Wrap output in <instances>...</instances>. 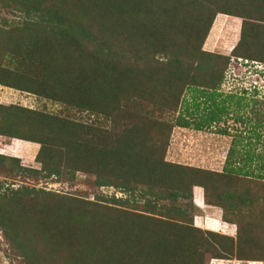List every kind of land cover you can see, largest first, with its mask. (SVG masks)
<instances>
[{
	"label": "rangeland",
	"instance_id": "374dc122",
	"mask_svg": "<svg viewBox=\"0 0 264 264\" xmlns=\"http://www.w3.org/2000/svg\"><path fill=\"white\" fill-rule=\"evenodd\" d=\"M21 19L20 12L14 10V4L11 1L0 0V25L4 23L5 29L8 31V33L1 32L3 38H0V128L3 129L7 126L11 131L13 128L17 129V133L21 135H33L35 129L37 131L41 129L39 126L41 123L46 130H50L45 126V120L55 118L86 125L88 130L99 128L104 131V135L109 137V141H114V134L119 132L123 125L137 127L147 125L145 128L150 131V136L157 137L159 125L162 122L171 125L163 154L164 161L213 171V174L221 172L225 164L230 163V167H239L245 163L254 173L262 172L264 177V171L258 170L262 166V162L264 169V83L256 91L253 89L244 90L246 94L242 90H238L255 80L254 75L248 76L243 72V68L253 70V64L250 62L239 64L235 60L231 62L232 57L229 56L232 55L230 51L239 38L240 18H238L239 27L236 41L229 51L226 47L230 44L228 40L232 35L230 25L237 19L228 18L230 21H227L223 15L215 14L213 16L206 36L200 45L201 50L217 57L208 58H213L217 63L215 68L222 78L225 74V70H223L225 63L229 62L232 69V72L227 74L228 78L223 80L222 87L218 88L223 90V94L220 93L213 97L215 103L223 102L227 110L226 114L223 113V120L216 121L214 124L210 123L212 128L208 127L206 122H202L204 114L207 112L208 102L200 92H192L188 86L189 84L201 85L206 81H212L211 76L214 74H209V69L194 73L195 77L187 80L188 85L181 87L175 110H164L161 113L156 111L158 96L155 98L152 96L156 88L151 89V82L147 83L146 79H142V77L136 81L135 87L143 99H138L136 102L130 103L122 99L114 108L100 110L102 112L98 113L66 103L61 100L63 97L60 89L62 84L58 86L61 81L55 80V76L51 73L57 71L58 75H61V79L63 78L65 71L62 66L65 59L62 58V54L66 53L71 56L69 61L74 65L76 73L80 72L81 75L83 67L78 66L79 60L77 56L75 57L74 50L67 47L64 41L55 40L50 48L56 55L53 60L59 62V67L54 68H51L52 65L46 68L38 58L36 60L25 58V54L28 53L25 37H31L37 42L34 44L38 45L41 43L38 40L41 34L33 35L34 31L32 30L18 29L15 25L21 22ZM216 19L217 21H215ZM220 19H224V21H219ZM187 23L189 24V22ZM261 40L264 42V36ZM11 43L14 47H22L21 50L16 48L12 53L17 59L13 62L9 60L8 54L3 55V51ZM42 43L45 45L46 42ZM263 48H261L262 50L259 48H250L247 51L238 50L239 54L237 55L258 60L260 58L257 57H264ZM40 52L42 53V51ZM158 57L160 61H163V57ZM260 66L264 67V62ZM258 75L263 74L258 73ZM94 76L85 77L82 80L92 81L99 77L96 73ZM233 76L236 80H230L231 83H229V79ZM55 81H57L56 84ZM258 84L257 82L256 86ZM121 86L127 88L128 85L124 83ZM148 93L150 97H147ZM238 93L241 95H237ZM91 104L95 106L92 102ZM148 108L149 115L147 116L142 112ZM151 110L153 113H150ZM179 114L181 117H186L188 126L179 127L174 124ZM241 116L248 120L244 119L242 123H237L236 119ZM250 118L259 120L255 133L257 137L252 135L253 132L248 123ZM197 124L202 125L195 128L194 126ZM152 126L154 128H151ZM220 129L225 131L219 132ZM35 136L41 140L50 139V142L54 140L53 138L59 139L58 135L51 133L47 136L36 133ZM38 148V143L0 135V156L3 157L0 158V207L6 208V213L2 212L4 217H12L17 214L15 217L17 225L14 227L10 225V231L6 230V233L14 232L18 226V229L24 233L25 243L29 244L34 253L32 256L34 264H66L64 248L49 238L54 235V231L61 232L60 236H70L72 233L74 235L77 227L78 229L81 227V231L90 232L89 237L92 236L96 239L104 238L103 233L107 229L113 237L112 242L119 249V256L123 255L124 257L116 264H211V259L214 257H217L215 259H228L216 260L213 262L214 264H245V262L237 260L239 257L236 252L241 256H252L255 260H264V229L257 227V224L259 225L261 222L264 224V180L224 178V176L219 177L212 174L210 175L212 181L209 180L206 183V190L203 191L199 187L202 196L204 192V202L210 203L209 201H211V204L216 202L213 193L218 191L232 192L235 198L243 195L252 199L255 197L251 194H256L258 200L253 201L247 207L235 203L239 209L236 221L239 223L243 219L249 221L251 224L244 227L246 234L255 239L259 238L257 249L251 250L252 247L250 248L236 238V225L231 221L222 219L221 222L219 221L225 227L226 233L231 236V240L205 231L208 229L215 231L214 227L209 224L205 226L208 221L213 223L205 218V214L213 215L220 212L226 218L229 217V220L233 218L221 209L208 208L204 205L203 208L196 207L192 202L193 186L189 200L178 199L176 202L180 208L188 205L185 219L178 221L179 219L174 216L159 217L143 210L141 205L144 199L139 198L137 192H123L113 186H96L93 183L94 174L80 170H76L73 175H70L63 167L64 162L66 159L71 160L78 153L70 154L69 157L64 158L62 155L64 147L62 146L51 145L41 154L42 161L58 164L61 168L58 176H47L40 170L41 163L35 159ZM89 148L91 145L85 149L88 153L92 152V149ZM106 148L102 144L100 151L90 153L87 158L89 160H82L78 165L85 168H92L94 164L102 166L101 159H105L107 155ZM230 149H237L242 153H229ZM243 151H247L248 154ZM247 156L250 157V162L244 160ZM14 157L18 162L12 159ZM227 159L228 163H225ZM233 161L235 162L233 163ZM113 163L110 160L107 167L115 169ZM17 165L23 168L19 169ZM34 170L37 172H33ZM214 178H217V181ZM213 183L215 189L212 187ZM17 189L22 192L20 196L12 194ZM116 198L127 199L128 202L125 205L118 204L113 201ZM235 198L232 200L235 201ZM148 199L155 204L168 205L171 203L170 200H158L152 197ZM53 218H58L59 224L54 226ZM195 219L203 222V229L193 230L189 235L180 233L183 227H194L192 223ZM82 222L83 224H81ZM3 231L1 228L0 264H28L27 260L17 252L16 247L7 240ZM219 231L222 232V229ZM242 231L243 229H240L241 234ZM245 237L246 235H241L242 240ZM73 241H78L76 236H73ZM225 245H230L229 250L224 249ZM105 264L112 263L105 260Z\"/></svg>",
	"mask_w": 264,
	"mask_h": 264
},
{
	"label": "trees",
	"instance_id": "16d2710c",
	"mask_svg": "<svg viewBox=\"0 0 264 264\" xmlns=\"http://www.w3.org/2000/svg\"><path fill=\"white\" fill-rule=\"evenodd\" d=\"M6 1H11L14 4V10L21 14V22L15 25L18 29L32 30L34 31L33 35L41 34L38 38L41 43L38 45L34 44L37 42L31 37H25V44L28 46V53L25 54V58L29 57L33 60L38 58L46 68L49 65L54 68L59 67V62L53 60L56 55H54L53 49L50 48L55 40L64 41L67 47L74 50L75 57L77 56L79 60L78 66L83 67V73L81 75L80 72L76 73L74 65L69 61L71 56L64 53L62 54V58L65 59L62 66L65 71L63 78L61 79V75L59 76L57 71L51 74L55 76V80L61 81L60 84L58 83V86L62 84L60 87L63 96L61 100L95 113L111 107L114 108L119 104L118 101L122 99L130 103L143 99L139 96L141 93L135 87L136 81L140 77L145 78L147 83L151 82V89L156 88L152 95L153 98L158 96V103H155L156 111L161 113L164 110H175L181 87L188 85L187 80L195 77L194 73L209 69V74H214L216 79L212 75V81H206L201 85L189 84L188 86L192 92L198 91L202 94V97L209 102L208 107L211 105L210 110L205 112L202 122L209 125L216 120V116L220 114L221 109L218 103H215L213 97L218 96L217 90L222 81V75L215 68L217 63L214 62V59L208 58L217 57L212 53L201 50L200 45L206 36L213 16L218 13L241 19L239 38L235 45L239 22L237 20L230 25V31L234 33V36L229 39L230 44L226 47L227 51L231 49V46H234L230 51L232 55L229 56L234 59L264 62V57H257L260 59L252 60L237 55L239 54L238 50L247 51L250 48L261 49L264 47V42L261 40L264 36V0ZM5 26L4 23L0 25V38H3L1 32L8 33ZM42 42L47 44L43 45ZM16 48L21 50L22 47H14L11 43L5 48L3 55L8 54L10 61H16L17 59L12 55ZM158 56L163 57V61H160ZM227 64L228 62L225 63L223 70L226 69ZM95 73L99 75L95 80H82L85 77H93ZM57 81H55V84ZM124 83L128 85L127 88H122L121 85ZM147 97H150L149 93ZM89 102L90 104H88ZM91 102L95 106H92ZM150 102L152 103V101ZM147 110L142 113L148 116L149 108ZM150 113H153V111L151 110ZM176 118L177 120L174 123L176 126H188L186 117H181L179 114ZM201 125L197 124L194 127L199 128ZM39 126L41 129L39 131L35 129L33 135H21L17 133V129L13 128L11 131L7 126L3 129L0 128V135H6L25 142L38 143L39 148L35 159L41 163L40 170L47 176H58L61 172L58 164L47 163L40 158L47 147L51 145L64 147L62 154L64 158L69 157L70 154L78 153L71 160L66 159L64 162L63 167L67 169L70 175H73L74 171L80 170L94 174L93 183L96 186H113L123 192H137V196L144 199L141 205L143 210L159 217L174 216L179 219L178 221L185 219L188 205L180 208L176 204L177 200H189L192 186L201 187L205 191L207 188L206 183L209 180L212 181L210 175L213 174V171L169 163L163 160L167 135L171 128V125L167 123H160L158 136L154 138L150 136V131L145 128L147 125L142 127L123 125L119 132L114 134V141H109V137L104 135V131L99 128L88 130L86 125L71 120L47 119L45 120V126L50 130H46L42 123ZM36 133L45 134L46 136L51 133L52 135H58L57 138L59 139L53 138L54 140L52 139L51 142L50 139L41 140L36 138ZM102 144L107 147V155L105 159H101L102 166L94 164L92 168H85L78 165L82 160H89L87 158L90 153L100 151ZM89 145H91L89 149H92V152L88 153L85 149ZM239 152L242 153L237 149L229 150V153L233 154ZM243 152L248 154L247 151ZM0 158L3 157L0 156ZM12 159L18 162L17 158ZM110 160L114 162L115 169L107 167ZM244 160L250 162V157L247 156ZM226 162L228 163V159ZM261 165L262 168L259 167L258 170L264 171L263 162ZM17 168L22 169L23 167L17 165ZM33 172L37 171L34 170ZM214 173L213 175L224 176V178L264 180L262 172L254 173L245 163L239 167H230V163L225 164L221 172ZM216 179L214 178L215 181H217ZM212 187L215 189L214 183ZM193 191V203L203 208L204 192L202 201L199 189L193 188ZM12 194L20 196L22 192L17 189ZM251 196L255 198L251 199L249 196L243 195L235 198L232 192L222 193L218 191L213 193L216 202L211 204L212 202L209 201L210 203L206 202V204L215 205L223 212L228 213L233 219L229 220V217L226 218L224 214H221L222 220L235 223L236 238L250 248L252 247L251 250H254L259 245V238L250 237L244 229L251 223L245 219L241 223L236 221L239 213L236 205L241 204L247 207L253 201L258 200L255 193ZM149 197L158 200H170L171 203L168 205L155 204L148 199ZM234 198L235 201L232 200ZM113 201L124 205L128 202L127 199L122 200L120 198ZM131 202L134 203L135 201ZM2 212L6 213V208L0 207V229L4 230L7 240L12 246L16 247L17 252L27 260L28 264H34L32 260L34 253L31 251L29 244L25 243L24 233L18 229V226L14 232H9L10 225L13 227L17 225L15 221L17 214L12 217H4ZM188 220L190 221V218ZM59 222L58 218H53L52 223H54V226ZM192 224L194 227H183L180 233L189 235L193 230L203 229V222H199L198 219H195ZM257 227L263 230L264 224L261 222L259 225L257 224ZM80 228L77 227V233L75 232L74 235L72 233L70 236H60L61 232L56 233L54 231V235L49 238L55 244L64 248L66 264H105V260L116 264L124 259L123 255L119 256V249L112 242L113 237L107 229L103 228L105 229L104 238L96 239L92 236L89 237L90 232L81 231ZM221 229L222 232L205 231L212 235H218L223 239L231 240V236L226 233L225 227L221 225ZM240 229H243L242 234L246 235L243 240L241 239ZM6 230L9 231L6 233ZM73 236H76L77 242L73 241ZM229 248L230 245L224 246L226 250H229ZM130 249L132 248L130 247ZM236 254L239 257L237 260L240 261L264 262V260H255L252 256H241L237 252ZM218 259L228 260L227 258Z\"/></svg>",
	"mask_w": 264,
	"mask_h": 264
},
{
	"label": "built area",
	"instance_id": "2783aa9c",
	"mask_svg": "<svg viewBox=\"0 0 264 264\" xmlns=\"http://www.w3.org/2000/svg\"><path fill=\"white\" fill-rule=\"evenodd\" d=\"M236 61L237 63H248V62H250V63H252L253 64V67H255V69L256 70H259L260 68L261 69H263L264 67H262V66H260L261 65V63H259V62H256V61H246V60H242V59H240V58H231L230 59V61L232 62V61ZM256 70H252L251 69V71L249 70V68H243V72L245 73V74H247L248 76L250 75H254L255 76V80H252V81H250V83L249 84H246L247 86L245 87L244 86V89L245 90H250V89H253V88H259L263 83H264V76L263 75H258V72H256ZM232 72V69L230 68V63L228 62V64H227V67H226V69H225V74H224V76H223V78H222V81H221V83H220V86L219 87H222V82H223V80L224 79H227L228 77H227V74H229V73H231ZM257 79V80H256ZM230 80L231 81H235L236 79H235V77L233 76L231 79H229V83H231L230 82ZM227 81V80H226ZM257 82L259 83L258 84V86H256L257 85ZM228 86H232L231 84H227ZM216 260H224V259H215V258H212L211 259V264H214L213 262H215ZM240 261V260H239ZM243 262H245V264H264V262L263 261H243Z\"/></svg>",
	"mask_w": 264,
	"mask_h": 264
},
{
	"label": "flooded vegetation",
	"instance_id": "af4514ba",
	"mask_svg": "<svg viewBox=\"0 0 264 264\" xmlns=\"http://www.w3.org/2000/svg\"><path fill=\"white\" fill-rule=\"evenodd\" d=\"M238 90H240V91L242 90L243 93L246 94V92H244V90H245L244 88H242V89L239 88ZM219 91H220V92H219ZM222 91H223V90H222ZM222 91H221V89H218V90H217V93H218V94H220V93L223 94ZM235 94H236V93H235ZM237 95H241V94L238 93ZM217 103H218V106L220 107L221 110H220V114L216 116L217 119L211 122V123H213V124H214L216 121L218 122L219 120H223V119H224V116H223L224 114H223V113L226 114V110H227V108H226V106L223 104V102L221 103L220 101H218ZM208 104H209V102H208ZM210 107H211V105H210ZM210 107L207 106V110H210V109H209ZM245 118H246V117H242V116H241V117H239V118L236 119V122H237V123H238V122H239V123H242V120H244ZM245 120H246V119H245ZM247 120H248V119H247ZM247 120H246V121H247ZM223 122H224V121H223ZM243 123H244V122H243ZM248 123H249L250 126H251V131L253 132L252 135L255 136V137H257V135H256L255 133L257 132V131H256V127L258 128L259 120H256V119L254 120L253 118H250V120L248 121ZM243 125H244V124H243ZM208 127L212 128L211 124H209ZM219 131L224 132L225 130H224V129H220Z\"/></svg>",
	"mask_w": 264,
	"mask_h": 264
},
{
	"label": "crops",
	"instance_id": "0c3cea01",
	"mask_svg": "<svg viewBox=\"0 0 264 264\" xmlns=\"http://www.w3.org/2000/svg\"><path fill=\"white\" fill-rule=\"evenodd\" d=\"M217 16H219V15H223L225 18H227V21H230V19H232L233 18V16H230V17H228L229 15H224V14H216ZM232 17V18H231ZM228 18H230V19H228ZM235 18H237V17H235ZM237 20H239L238 18H237ZM215 21H217V19L215 20ZM219 21H224V19L222 20V19H220ZM234 36V33H232V35H231V37H233ZM229 41V40H228ZM193 188H197V189H199V187L198 186H193L192 187V202H193ZM200 192V198H201V200L203 201V199H202V193H201V191H199ZM203 204H204V206H207L208 208H215V209H220L219 207H217V206H215V205H211V204H206V203H204L203 202ZM196 206V205H195ZM197 207V206H196ZM205 218L207 219V220H211V221H213V223H210L209 221H208V223L207 224H209V226H211V227H214V229H215V232H220L219 230H221V224L219 223V221L221 222V219H222V217H221V213L220 212H218V213H215V214H213V215H209V214H205ZM202 222V221H201ZM206 223H205V226L207 225ZM207 228V227H206ZM213 229V230H214ZM212 230V229H211Z\"/></svg>",
	"mask_w": 264,
	"mask_h": 264
},
{
	"label": "clouds",
	"instance_id": "9594fccd",
	"mask_svg": "<svg viewBox=\"0 0 264 264\" xmlns=\"http://www.w3.org/2000/svg\"><path fill=\"white\" fill-rule=\"evenodd\" d=\"M251 64H252V63H251ZM252 68H253V70H256L255 67H252ZM256 72L261 73V74L264 75V68H263V69L260 68L259 70H256ZM253 90L256 91L257 89H256V88H253Z\"/></svg>",
	"mask_w": 264,
	"mask_h": 264
},
{
	"label": "bare ground",
	"instance_id": "6f19581e",
	"mask_svg": "<svg viewBox=\"0 0 264 264\" xmlns=\"http://www.w3.org/2000/svg\"><path fill=\"white\" fill-rule=\"evenodd\" d=\"M209 230V229H208ZM212 231V230H211Z\"/></svg>",
	"mask_w": 264,
	"mask_h": 264
}]
</instances>
